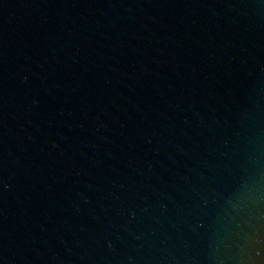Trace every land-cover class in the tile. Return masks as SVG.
<instances>
[{
    "label": "water",
    "instance_id": "1",
    "mask_svg": "<svg viewBox=\"0 0 264 264\" xmlns=\"http://www.w3.org/2000/svg\"><path fill=\"white\" fill-rule=\"evenodd\" d=\"M0 264H264V0H0Z\"/></svg>",
    "mask_w": 264,
    "mask_h": 264
}]
</instances>
